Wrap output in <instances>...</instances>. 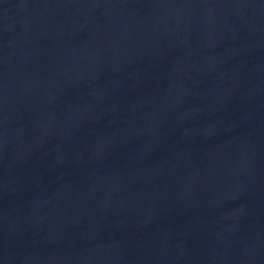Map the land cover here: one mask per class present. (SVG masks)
I'll return each mask as SVG.
<instances>
[{"label": "water", "instance_id": "water-1", "mask_svg": "<svg viewBox=\"0 0 264 264\" xmlns=\"http://www.w3.org/2000/svg\"><path fill=\"white\" fill-rule=\"evenodd\" d=\"M0 264H264V0H0Z\"/></svg>", "mask_w": 264, "mask_h": 264}]
</instances>
